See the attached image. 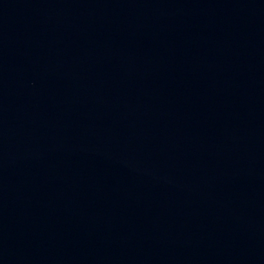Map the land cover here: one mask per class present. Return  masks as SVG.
<instances>
[{
    "label": "water",
    "instance_id": "water-1",
    "mask_svg": "<svg viewBox=\"0 0 264 264\" xmlns=\"http://www.w3.org/2000/svg\"><path fill=\"white\" fill-rule=\"evenodd\" d=\"M0 264H264V0H0Z\"/></svg>",
    "mask_w": 264,
    "mask_h": 264
}]
</instances>
